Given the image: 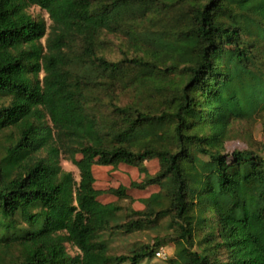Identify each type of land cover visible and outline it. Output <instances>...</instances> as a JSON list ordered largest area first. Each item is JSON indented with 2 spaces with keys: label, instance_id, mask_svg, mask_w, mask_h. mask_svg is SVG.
<instances>
[{
  "label": "trees",
  "instance_id": "obj_1",
  "mask_svg": "<svg viewBox=\"0 0 264 264\" xmlns=\"http://www.w3.org/2000/svg\"><path fill=\"white\" fill-rule=\"evenodd\" d=\"M35 5L51 26L28 12ZM145 19L160 23L142 30L151 58L99 52L103 32L131 34ZM169 72L186 76L169 110L113 103L102 120L88 106L93 75L109 89L162 91ZM2 99L0 132L16 133L0 161V264H140L156 244L115 255L105 233L167 216L178 225L170 264H264V154L226 153L234 121L264 127V0H0ZM155 159L158 173L132 186L162 191L139 219L113 225L122 206L99 198L128 189H97L93 166Z\"/></svg>",
  "mask_w": 264,
  "mask_h": 264
},
{
  "label": "rangeland",
  "instance_id": "obj_2",
  "mask_svg": "<svg viewBox=\"0 0 264 264\" xmlns=\"http://www.w3.org/2000/svg\"><path fill=\"white\" fill-rule=\"evenodd\" d=\"M28 12L37 20L44 19L47 25L51 26L52 21L44 9L35 5L31 6ZM170 14H173V12H170ZM144 24L145 27L143 28L141 25L134 30L132 29L131 34L128 31H120L118 33L103 32L100 37L102 44L99 52L112 60H121L125 56L129 58H151L152 56L148 48L154 49V46L145 43L146 36L143 31H146V28H150V31L155 30V28L157 29L160 26V23L159 21L155 23L154 21L145 19ZM153 24H155L154 27H152ZM47 36L42 39L44 45L47 43ZM74 47L77 51L81 50L80 39L74 42ZM131 70L134 76L139 71V68H132ZM162 74L164 73L158 70V76ZM168 74L169 77L164 81L165 89L162 91L156 89L158 88V83H156V88L153 85H149L150 83L147 86H140L135 83L134 86H130L124 90H121L120 87L109 89L107 85L94 84L102 79L99 76L93 75L91 76L93 83L89 85L91 88V101L88 103V106L102 120L112 119L113 103H118L120 106H138L141 109H150L158 113L169 110V106H174V102L171 101L172 92L174 93L173 90L182 89L186 82V76L179 72H169ZM40 75L42 78L43 73ZM1 102L8 103L9 100L2 99L0 100ZM15 133L12 129H5L0 132V161L6 153V147L12 142L11 135ZM243 149H252L264 154V127L260 118L250 120L240 119L233 122L231 137L226 142V153H233L235 150ZM76 157L80 159L81 155H77ZM206 158L204 157V159ZM61 165L65 170L71 171L77 181L80 180L79 169L65 154L61 155ZM142 167L130 166L124 163L118 166L99 164L93 166L92 170L97 189L103 191L118 189L120 187L128 189L127 196L124 198L111 193H104L99 198L103 203L116 202L122 206L118 220L113 225L117 223L125 224L131 220L139 219L140 216L135 212L146 209L144 200L151 194L162 191L158 185H151L145 189L132 186L133 183L144 182L148 176H154L160 170L159 161L156 159L144 162ZM177 226L172 221V218L167 216L155 220L141 230L128 233L114 228L113 230H108L105 235L112 254H132L133 251L143 246H154L156 244L155 248H159L158 250L162 247L166 249L167 257L161 258L157 256L152 260H146L140 264H170L171 259L175 258L176 254ZM69 249L73 254L78 253V249L73 245H69Z\"/></svg>",
  "mask_w": 264,
  "mask_h": 264
},
{
  "label": "built area",
  "instance_id": "obj_3",
  "mask_svg": "<svg viewBox=\"0 0 264 264\" xmlns=\"http://www.w3.org/2000/svg\"><path fill=\"white\" fill-rule=\"evenodd\" d=\"M157 256L161 258H166L167 257V252L165 248H160V250L157 252Z\"/></svg>",
  "mask_w": 264,
  "mask_h": 264
}]
</instances>
